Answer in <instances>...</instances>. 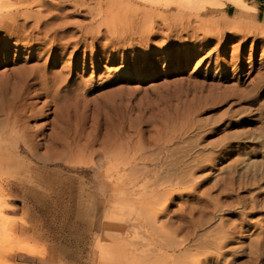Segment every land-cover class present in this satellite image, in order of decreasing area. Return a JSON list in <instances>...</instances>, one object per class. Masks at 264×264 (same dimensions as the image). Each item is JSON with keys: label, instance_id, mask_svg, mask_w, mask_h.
Here are the masks:
<instances>
[{"label": "rangeland", "instance_id": "1", "mask_svg": "<svg viewBox=\"0 0 264 264\" xmlns=\"http://www.w3.org/2000/svg\"><path fill=\"white\" fill-rule=\"evenodd\" d=\"M0 87V264H264V0H0Z\"/></svg>", "mask_w": 264, "mask_h": 264}, {"label": "bare ground", "instance_id": "2", "mask_svg": "<svg viewBox=\"0 0 264 264\" xmlns=\"http://www.w3.org/2000/svg\"><path fill=\"white\" fill-rule=\"evenodd\" d=\"M9 10V9H8ZM46 12H47V10H46ZM45 12V13H46ZM51 12V11H50ZM49 13V12H48ZM5 25V24H4ZM53 26H55V25H53ZM57 27H50V26H48V27H50V28H48L47 27V30L50 32V35H52L53 36V38H57V36H58V33H62V32H64V31H66L65 29V27H62L63 26V24H62V26L60 25L59 26V24L58 25H56ZM66 26V25H65ZM46 30V25H45V27H44V31ZM48 31L46 32L45 31V33H47L48 34ZM43 34H44V32H43ZM47 36V35H46ZM79 36V35H78ZM60 38V37H59ZM59 38H57V39H59ZM92 39V38H91ZM68 40V39H67ZM60 41V40H59ZM70 41V40H69ZM72 41H74V38L72 39ZM76 41V40H75ZM66 43H68L67 41H66ZM76 43H78V46L79 45H84L85 43H86V37L85 36H83V35H81L80 36V38H78L77 39V42ZM69 44H70V42H69ZM68 46V45H67ZM55 63V62H54ZM38 72L36 73V74H32L33 75V77L35 78V79H37V82L36 83H34V84H31V85H29L28 86V84H26V86L24 87V89H30V88H33L34 86H38V88L37 89H35V90H31L32 92L31 93H27V94H33L31 97L32 98H37V99H39V98H41V97H43V96H45L46 98H49V100H48V104H47V106H51L54 102H55V97H56V94H57V92L59 91V89H61V88H64L63 87V82L61 81V79L60 78H58V77H56V76H54V75H52V76H50V78L49 79H47L46 77H45V71H46V65L45 66H43V67H40L38 70H37ZM45 74V75H44ZM48 75V74H47ZM51 75V74H50ZM28 78H29V76H28ZM33 79V78H32ZM34 79V80H35ZM31 80V79H30ZM61 84H62V86H61ZM65 86V85H64ZM23 88V87H22ZM7 89V88H6ZM27 89V90H28ZM23 91V90H22ZM25 91V90H24ZM9 92V91H8ZM7 92V93H8ZM26 92V91H25ZM7 93H6V91H5V89L4 88H1L0 87V115L3 117V118H7L6 120H8V117H9V115H10V110L12 109L11 107H9V106H7V105H4V104H1V102L3 101V99L5 98V94L7 95ZM21 95V94H20ZM23 96V95H22ZM29 96V95H28ZM18 98H17V100H16V102H19L20 100H22V98L18 95L17 96ZM16 99V98H15ZM57 101V100H56ZM8 102V101H7ZM15 102V101H14ZM9 103V102H8ZM56 104V103H55ZM13 106V105H12ZM31 107V106H30ZM15 108V107H14ZM6 109H7V111H6ZM18 109V108H17ZM15 110V109H14ZM17 111H19V110H17ZM31 113V112H30ZM26 114V113H25ZM11 115H13V112L11 113ZM34 115V114H33ZM32 115V116H33ZM1 116H0V118H1ZM30 117V116H29ZM10 119V118H9ZM11 119H13V118H11ZM4 121V120H3ZM2 123V122H1ZM12 127H14V126H12ZM15 135V134H14ZM57 142V141H56ZM54 143H55V141H54ZM27 145V144H26ZM26 145H25V147H26ZM58 146V147H61V148H65V146H66V144L65 143H63L62 141H60V142H58L57 144H55V146ZM29 148V147H28ZM114 158V157H113ZM148 215V214H147ZM237 231H239V230H236L235 228L234 229H229V231L227 232V233H225V235H223L222 234V232H220L223 236H221L220 238H219V240H216V241H218L215 245V247H217V249L218 250H221V249H223L222 247L224 246V243L226 242V240L227 239H232L233 237H235V235L237 234L236 232ZM147 234V233H146ZM219 234V233H218ZM170 236V235H169ZM117 237V236H116ZM147 237V236H146ZM144 238V237H143ZM223 238V239H222ZM149 240V239H148ZM229 241V240H228ZM257 243V244H256ZM253 246H251V250H259V249H261V247H262V245L260 246V244L258 243V242H256ZM117 244V243H116ZM119 244V243H118ZM141 244V243H140ZM178 244V243H177ZM181 244V243H180ZM179 245V244H178ZM182 246H183V243L181 244ZM213 245V244H212ZM212 245H210V246H212ZM145 246V245H144ZM214 246V245H213ZM110 247V246H109ZM146 248V247H145ZM163 247H161V249H162ZM110 249H111V247H110ZM133 250H135L134 248H133ZM215 250V249H214ZM137 251V250H136ZM145 252V251H144ZM221 252V251H220ZM219 252V253H220ZM252 252V251H251ZM221 253H223V252H221ZM143 255V254H142ZM151 255V254H150ZM154 255V254H153ZM204 256H201V257H203V261L204 262H207L208 261V259H209V256H208V254H203ZM220 255V254H219ZM195 256V255H194ZM198 256V255H197ZM140 257H142V256H140ZM154 257V256H153ZM157 257V256H156ZM175 257V256H174ZM192 257V256H191ZM151 258V257H150ZM165 258V257H164ZM163 258V259H164ZM140 259H142V258H140ZM182 259V258H181ZM180 259V260H181ZM196 260V257H193V259L192 258H190L189 259V262H190V260ZM148 259H146V261H147ZM141 261V260H140ZM145 261V262H146ZM152 262H153V260H151ZM174 261V260H173ZM177 261H179V259L177 260ZM196 261H198V260H196ZM189 262H188V264H189ZM167 263V262H166ZM170 263V262H169ZM194 263V262H193ZM144 264V263H143ZM176 264V263H175ZM253 264H257L256 262H253Z\"/></svg>", "mask_w": 264, "mask_h": 264}, {"label": "crops", "instance_id": "3", "mask_svg": "<svg viewBox=\"0 0 264 264\" xmlns=\"http://www.w3.org/2000/svg\"><path fill=\"white\" fill-rule=\"evenodd\" d=\"M13 142L10 141V140H3V139H0V148H7L6 145H10L12 144ZM15 257H14V262L15 264H52V263H49L46 258L43 256V252L40 251L39 252V255L40 256H36V255H33V254H30V253H24V252H20V254H14ZM17 257L19 259H17ZM18 260V261H17Z\"/></svg>", "mask_w": 264, "mask_h": 264}]
</instances>
